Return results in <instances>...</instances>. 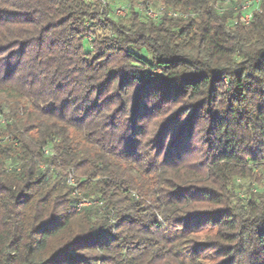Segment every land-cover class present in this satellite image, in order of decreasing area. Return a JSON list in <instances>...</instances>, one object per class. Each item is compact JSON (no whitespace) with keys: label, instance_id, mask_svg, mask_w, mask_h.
Returning a JSON list of instances; mask_svg holds the SVG:
<instances>
[{"label":"trees","instance_id":"trees-1","mask_svg":"<svg viewBox=\"0 0 264 264\" xmlns=\"http://www.w3.org/2000/svg\"><path fill=\"white\" fill-rule=\"evenodd\" d=\"M221 1L0 0V264H264V0Z\"/></svg>","mask_w":264,"mask_h":264},{"label":"built area","instance_id":"built-area-1","mask_svg":"<svg viewBox=\"0 0 264 264\" xmlns=\"http://www.w3.org/2000/svg\"><path fill=\"white\" fill-rule=\"evenodd\" d=\"M221 2L222 5L219 7H222L223 9L225 7H230L235 12V16H237V18L233 20V24H242V25H247L250 22L252 18V13L253 11L255 12L258 10V4H259V0H224ZM137 7L148 19L152 21H156L158 20V18H160V16H164V15L173 18L175 17L185 18V16H183L178 12L166 11L164 8L154 10L149 4L146 5L139 4ZM125 12L126 11L124 8H117L115 11V15L124 16ZM9 122L10 120L7 117H4L3 114L0 113V125L4 126ZM43 153L45 156L51 154L48 148L44 149ZM11 168L12 166H8L7 170H11ZM66 183L68 185H72L73 179L68 177ZM237 183H239V181ZM258 190L264 192V186L259 188ZM88 204H89L88 202L83 201L79 203L77 207L80 208Z\"/></svg>","mask_w":264,"mask_h":264},{"label":"rangeland","instance_id":"rangeland-1","mask_svg":"<svg viewBox=\"0 0 264 264\" xmlns=\"http://www.w3.org/2000/svg\"><path fill=\"white\" fill-rule=\"evenodd\" d=\"M88 40H90V39L88 38ZM68 186H71L72 188H74L75 187L74 181H73L72 185H68ZM74 195H76L77 197L79 196L76 191H75ZM85 206H87V205H85Z\"/></svg>","mask_w":264,"mask_h":264}]
</instances>
